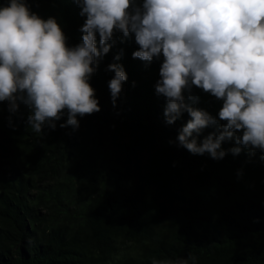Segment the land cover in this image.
Segmentation results:
<instances>
[{
    "label": "trees",
    "instance_id": "trees-1",
    "mask_svg": "<svg viewBox=\"0 0 264 264\" xmlns=\"http://www.w3.org/2000/svg\"><path fill=\"white\" fill-rule=\"evenodd\" d=\"M27 3L57 20L69 47L82 43L86 17L73 0ZM114 40L89 81L101 111L78 116V130L59 126L65 111L55 130L34 133L23 104L13 114L0 102V264H152L189 255L195 264H264V152L215 160L169 143L191 117L165 122L167 101L155 90L163 57L148 64L133 58L134 35L116 32ZM111 63L128 76L115 106ZM191 94L193 107L218 119L222 100L195 86ZM214 131L204 129L198 142Z\"/></svg>",
    "mask_w": 264,
    "mask_h": 264
},
{
    "label": "clouds",
    "instance_id": "clouds-1",
    "mask_svg": "<svg viewBox=\"0 0 264 264\" xmlns=\"http://www.w3.org/2000/svg\"><path fill=\"white\" fill-rule=\"evenodd\" d=\"M73 2L86 17L80 29L82 43L75 47L68 46L55 18H41L27 0H7L0 6V102L7 101L13 114L23 104L34 133L41 134L45 126L55 130L65 111L68 118L59 126L74 131L80 127L78 116L101 111L89 81L120 32L125 38L134 35L139 45L134 59L151 64L163 57L155 90L167 101L166 124H175L185 112L191 117L169 143L215 160L228 153L237 156L242 149L249 155L264 152V0ZM106 71L114 72L108 87L115 106L128 76L118 63L109 64ZM193 86L223 101L218 119L193 107ZM210 126L215 131L198 142ZM225 141L237 146L224 150ZM196 260L192 255L153 258L152 264Z\"/></svg>",
    "mask_w": 264,
    "mask_h": 264
}]
</instances>
